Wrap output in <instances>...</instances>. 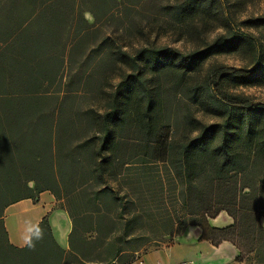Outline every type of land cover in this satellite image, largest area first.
I'll return each instance as SVG.
<instances>
[{
    "label": "trees",
    "instance_id": "trees-1",
    "mask_svg": "<svg viewBox=\"0 0 264 264\" xmlns=\"http://www.w3.org/2000/svg\"><path fill=\"white\" fill-rule=\"evenodd\" d=\"M152 1L0 0V264L130 263L149 249L142 243L148 233L136 229L166 181L176 184L175 213L163 214L181 226L174 233L199 226L200 239L230 241L238 260L255 255L264 264V101L224 85L264 86V41L243 27L264 31V12L240 21L238 11L253 0H234L233 19L227 0H176L177 16L222 14L226 30L209 47L248 58L219 71V82L184 85L187 97L221 122L187 117L188 132L176 138L159 118L161 94L150 75L200 69L206 55L153 43L131 52L102 34L116 12L130 23V7ZM96 53L129 67L112 90L100 89V106L81 101L88 86H73L75 66L83 69ZM157 164L164 170L153 171ZM46 190L72 219L70 248L57 243L47 217L33 232L43 234L34 248L13 245L6 209ZM223 211L233 223L213 226L210 219Z\"/></svg>",
    "mask_w": 264,
    "mask_h": 264
},
{
    "label": "rangeland",
    "instance_id": "rangeland-1",
    "mask_svg": "<svg viewBox=\"0 0 264 264\" xmlns=\"http://www.w3.org/2000/svg\"><path fill=\"white\" fill-rule=\"evenodd\" d=\"M233 2L234 0H227L226 4L229 17L232 19V15L234 16L236 12ZM175 3L176 0H153L151 4L142 3L139 6L130 7L132 10L129 15L130 19H133L130 23H128L127 19L123 20L122 15L118 11L109 26L102 28V34L108 33L113 38L111 42L113 48L121 46L131 52L153 43L168 45L186 54L198 51L206 55L200 69L190 70L184 74H182L183 71L171 69L172 72L169 71L168 74L150 75L152 87L160 90L161 94L162 110L159 118L171 125L173 136L179 138V136L188 132V130H185L187 117H193L202 124L221 122V118L207 110L204 105L190 100L183 90L184 85L188 82L193 83L196 80L202 81L207 77L219 82V71L227 67H242L247 64L248 58L244 54L218 52L209 47L217 36L226 30L223 26L224 16L222 14L206 13L200 10L191 14L190 17H181L173 12ZM263 12L264 0H253L246 1L237 14L239 20L242 21L246 20L250 15H257ZM243 27L260 36L264 41V31L254 30L250 26L245 25ZM120 65L121 63L111 59V56L108 59H103V55L96 53L92 55L83 69L75 68L78 71V76L75 79L74 88L84 89L88 86L85 90L86 92L80 97L81 101L86 104L102 105L100 89L112 90V87L120 81L121 72L129 71L127 65ZM224 85L226 86V91L244 94L254 101H264V86H229L227 83H224ZM190 134L194 136L196 132H190ZM152 169L158 172L164 170V165H153ZM167 182L163 188L160 184L157 186V192L148 205L151 207L150 216H147V220H144L147 222L139 225L136 229L137 231L148 233L149 237L142 240V243L148 248L157 247L162 241L169 242L172 240L169 233L179 231L181 227L170 222L169 217L164 221L165 216L163 214L167 212L170 214L175 213L172 204L176 200L174 192L176 184L172 181L169 184ZM36 202L34 200V203ZM14 207H16V204L7 210L8 217L10 216V210ZM216 218L213 222L216 226L224 227L233 223V219L225 211ZM244 241L246 242L247 238L244 237ZM248 263L256 264V256L250 255Z\"/></svg>",
    "mask_w": 264,
    "mask_h": 264
},
{
    "label": "crops",
    "instance_id": "crops-1",
    "mask_svg": "<svg viewBox=\"0 0 264 264\" xmlns=\"http://www.w3.org/2000/svg\"><path fill=\"white\" fill-rule=\"evenodd\" d=\"M86 17L90 21L93 20L90 12L86 13ZM36 201L34 203L32 199H24L6 209L4 221L10 242L17 247L26 246V238L32 236L35 229L47 217L57 243L61 247L69 249V236L73 222L69 213L60 207L61 201L49 190L41 192ZM15 204L16 207L10 210L8 217L7 210ZM216 219L210 220L213 226H216L213 224ZM201 234V227L188 226L183 231L174 233L169 242H163L161 245L147 250H139L136 252V259L128 264H182L184 262L191 264H250L247 261L238 260L240 250L232 242L224 241L220 245H214L211 241L200 239ZM140 258L142 262L138 260ZM114 264L118 263L114 262Z\"/></svg>",
    "mask_w": 264,
    "mask_h": 264
},
{
    "label": "clouds",
    "instance_id": "clouds-1",
    "mask_svg": "<svg viewBox=\"0 0 264 264\" xmlns=\"http://www.w3.org/2000/svg\"><path fill=\"white\" fill-rule=\"evenodd\" d=\"M42 232L41 231H36L33 236H29L26 238V244L29 248H34L35 247V240H39L42 238Z\"/></svg>",
    "mask_w": 264,
    "mask_h": 264
},
{
    "label": "built area",
    "instance_id": "built-area-1",
    "mask_svg": "<svg viewBox=\"0 0 264 264\" xmlns=\"http://www.w3.org/2000/svg\"><path fill=\"white\" fill-rule=\"evenodd\" d=\"M140 262H142V259L140 258V259H138ZM182 264H191V263H188V262H184V263H182Z\"/></svg>",
    "mask_w": 264,
    "mask_h": 264
},
{
    "label": "bare ground",
    "instance_id": "bare-ground-1",
    "mask_svg": "<svg viewBox=\"0 0 264 264\" xmlns=\"http://www.w3.org/2000/svg\"><path fill=\"white\" fill-rule=\"evenodd\" d=\"M33 216V215H32Z\"/></svg>",
    "mask_w": 264,
    "mask_h": 264
}]
</instances>
